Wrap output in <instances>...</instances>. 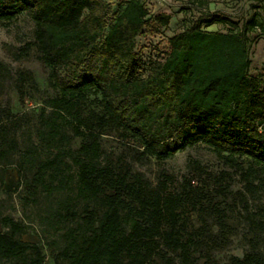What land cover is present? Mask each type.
Instances as JSON below:
<instances>
[{
	"label": "trees",
	"instance_id": "trees-1",
	"mask_svg": "<svg viewBox=\"0 0 264 264\" xmlns=\"http://www.w3.org/2000/svg\"><path fill=\"white\" fill-rule=\"evenodd\" d=\"M204 1L198 0L201 7ZM122 2L116 14L105 0H0V23L25 14L35 24L42 61L61 94L49 102L51 113L42 111L37 130L41 149L56 154L34 164L28 191L34 197L40 189L51 195L76 180L75 198L103 207L102 215L89 209L81 215L75 198L67 202L63 218L81 222L78 229L84 230L81 241L77 229L68 233L59 258L69 264H147L161 246L192 264L195 241L185 240L179 212L187 199L168 192V178L151 190L139 179L130 182L129 174L112 164L103 165L100 138L114 126L139 143L145 158L164 161L202 144L228 155L229 167L242 170L232 159L239 157L264 169V82L251 76L250 59V33L258 29L264 36V21L240 25L206 10L168 39L163 57L145 65L138 39L151 29L168 28L172 16H152L143 0ZM214 25L228 31L207 29ZM90 93L100 95L102 113L84 117L77 106ZM63 118L71 121L73 137L83 140L76 152L67 149L71 138L63 132ZM37 156L38 149L23 153L26 164ZM68 158L75 175L64 169ZM208 175L210 186L222 184L223 178ZM243 177L248 191L258 189L250 169ZM0 224L5 230L0 264L45 263L39 247L21 241L27 230L22 224L8 217ZM256 227L264 230V222ZM251 243L246 258L233 264H264L257 242Z\"/></svg>",
	"mask_w": 264,
	"mask_h": 264
},
{
	"label": "rangeland",
	"instance_id": "rangeland-1",
	"mask_svg": "<svg viewBox=\"0 0 264 264\" xmlns=\"http://www.w3.org/2000/svg\"><path fill=\"white\" fill-rule=\"evenodd\" d=\"M114 13L123 9L122 0H105ZM151 15L172 16L170 26L159 32H145L137 41V53L143 64L161 58L168 52V39L200 18L206 10L242 25L251 20L264 21V0H143ZM210 31L227 32L225 26L214 25ZM28 46H30L29 49ZM251 76L264 82V36L260 30L250 33ZM61 97L51 70L42 61L35 39V24L25 15L10 23H0V218H11L27 230L21 241L37 246L45 256L44 264H69L59 254L69 244L68 233L76 230L80 241L84 230L77 222L65 220L67 202L76 196V180L49 195L40 189L31 196L28 186L35 174L34 164L53 158L56 151L42 150L37 138L39 117L52 110L49 102ZM84 117L101 114V97L90 93L78 102ZM63 132L71 138L70 148L79 150L83 140L73 137L71 121L63 118ZM103 165L112 164L129 181L141 180L149 189L158 190L168 178V192L186 200L179 212L186 224L185 240L195 241L192 264H233L244 260L256 241L264 256V230L256 225L264 217V169L247 158H232L241 169L229 167L226 154H218L205 145H197L175 157L158 161L142 156L139 143L114 126L105 129L100 138ZM38 149L36 162L26 164L23 153ZM6 154V156H5ZM196 164L200 169H197ZM63 168L75 175L72 160ZM68 167H71L69 170ZM250 169L251 181L258 189L247 190L243 174ZM208 174L223 178L218 187L208 184ZM196 197V201L194 199ZM197 202V203H196ZM75 210L83 215L89 210L104 209L95 200H74ZM0 231L4 228L0 224ZM2 264H10L3 262ZM147 264H184L179 254L161 246Z\"/></svg>",
	"mask_w": 264,
	"mask_h": 264
}]
</instances>
